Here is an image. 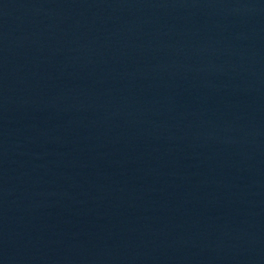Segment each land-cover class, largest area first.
I'll return each instance as SVG.
<instances>
[{"label":"water","instance_id":"water-1","mask_svg":"<svg viewBox=\"0 0 264 264\" xmlns=\"http://www.w3.org/2000/svg\"><path fill=\"white\" fill-rule=\"evenodd\" d=\"M0 264H264V0H0Z\"/></svg>","mask_w":264,"mask_h":264}]
</instances>
